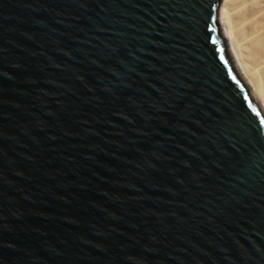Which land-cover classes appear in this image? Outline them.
<instances>
[{
    "label": "water",
    "instance_id": "1",
    "mask_svg": "<svg viewBox=\"0 0 264 264\" xmlns=\"http://www.w3.org/2000/svg\"><path fill=\"white\" fill-rule=\"evenodd\" d=\"M221 2L0 0V264H264Z\"/></svg>",
    "mask_w": 264,
    "mask_h": 264
},
{
    "label": "bare ground",
    "instance_id": "2",
    "mask_svg": "<svg viewBox=\"0 0 264 264\" xmlns=\"http://www.w3.org/2000/svg\"><path fill=\"white\" fill-rule=\"evenodd\" d=\"M220 19L241 65L228 49L232 67L264 114V0H222Z\"/></svg>",
    "mask_w": 264,
    "mask_h": 264
},
{
    "label": "rangeland",
    "instance_id": "3",
    "mask_svg": "<svg viewBox=\"0 0 264 264\" xmlns=\"http://www.w3.org/2000/svg\"><path fill=\"white\" fill-rule=\"evenodd\" d=\"M221 20V19H220ZM221 25H222V30H223V33L225 34L226 32V26L223 24V22H222V20H221ZM226 36V35H225ZM227 43H228V48H229V50H231V51H233L234 52V45L232 44V41H230L228 38H227ZM234 54H235V60H236V62H237V64L238 65H240V63H238V57H237V55H236V53L234 52ZM240 67H241V65H240ZM263 107H264V105H263Z\"/></svg>",
    "mask_w": 264,
    "mask_h": 264
}]
</instances>
